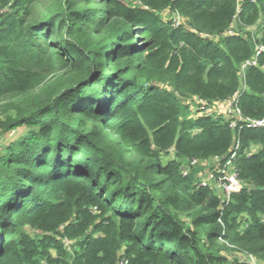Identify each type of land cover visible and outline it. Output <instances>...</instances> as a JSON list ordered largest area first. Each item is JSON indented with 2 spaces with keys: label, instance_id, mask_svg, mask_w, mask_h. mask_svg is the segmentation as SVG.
Returning a JSON list of instances; mask_svg holds the SVG:
<instances>
[{
  "label": "trees",
  "instance_id": "obj_1",
  "mask_svg": "<svg viewBox=\"0 0 264 264\" xmlns=\"http://www.w3.org/2000/svg\"><path fill=\"white\" fill-rule=\"evenodd\" d=\"M4 114L0 264H264V0H0ZM231 153L228 203L181 172Z\"/></svg>",
  "mask_w": 264,
  "mask_h": 264
},
{
  "label": "rangeland",
  "instance_id": "obj_2",
  "mask_svg": "<svg viewBox=\"0 0 264 264\" xmlns=\"http://www.w3.org/2000/svg\"><path fill=\"white\" fill-rule=\"evenodd\" d=\"M163 19H165L166 21H172V19L179 20L178 17L176 15H171L169 12H165L162 15ZM185 24L184 22L181 21V25ZM230 30H236L237 29V24L234 22L231 27ZM248 32H254L257 31L256 27L254 28H250L247 30ZM246 31H243V33ZM243 33H240L242 35H244ZM189 103V102H187ZM212 106L215 107L217 115H221L224 118L227 119H233L236 118L232 112L230 111V107H229V103L228 101L226 102H222V103H212ZM62 107V106H60ZM65 107V106H64ZM8 115H14L13 112L8 113ZM5 117L4 115H0V120H3ZM29 129L28 128H19L16 129L13 132H9L8 134H6L5 136H1L0 135V151L2 150V148H4V146H6L7 144L11 143L12 141L26 135L28 133ZM251 151H256L259 149L258 146H252ZM173 157V154L171 152L167 153V154H163L161 156V160L163 162H167L169 161V159H171ZM219 164V160L217 159H210V160H206V161H200L195 165H191L189 162H185L183 161L180 165V169L182 173H186L187 177L188 176H193L195 183L197 181H199V179L201 178H205L207 176V174L209 172H213V169H216L217 166ZM216 175L214 176V178L208 179L209 181V186L211 188V191L213 192V195H215L216 197H218L221 201H223L224 199V193H223V189L221 187V184H219L216 180ZM227 183V180L225 181ZM235 188H237V185H235ZM69 246V245H68ZM223 255L230 258V259H238L242 262H245L247 264H263L261 262H259L256 259H252V258H247L248 256L239 253L237 251V249L234 248H227L226 250L223 251Z\"/></svg>",
  "mask_w": 264,
  "mask_h": 264
},
{
  "label": "built area",
  "instance_id": "obj_3",
  "mask_svg": "<svg viewBox=\"0 0 264 264\" xmlns=\"http://www.w3.org/2000/svg\"><path fill=\"white\" fill-rule=\"evenodd\" d=\"M252 1H254V0H252ZM176 16L178 17L179 20L175 21L174 19H172V23H173V25L177 26V25L181 24L182 18L179 17L178 15H176ZM230 29L231 28H229L227 31L232 32V30H230ZM206 38L211 39V40H215L217 37L210 36V37H206ZM257 50H259V53H260L261 51H263V48L258 47ZM255 64H256L255 60H251V61H247V62L243 63L240 66L239 79L240 80L244 79V71L246 70V66H248V65L251 66V65H255ZM234 97L235 96H233L232 98H230L227 101L229 103L230 111L232 112V114L236 118H238L239 117V111L237 109V105L235 103ZM188 102H189L188 104H190V106L193 105V106L200 107V109L204 113H212V114L217 115L215 107L212 106L211 104L207 103L204 100L193 98L192 100H190ZM223 102H226V101H223ZM214 103H222V102H214ZM254 125L264 128V118L261 121L255 122ZM214 159H217V158H214ZM217 160H219V159H217ZM234 160H235V154L231 153L229 158L226 159V162L222 168H219V164H218V169H219L218 171L210 172L209 174H207V176L205 178H201V179H199V181L196 182L197 188L210 187L208 179L214 178V176L216 175V177H217L216 180L219 184H221V187L223 189V193H224L223 201L225 203H228L230 198H231V194L236 192V191H239L243 188L242 183L238 180V175H237L236 170L234 168ZM198 162H200V161L192 160L189 163L191 165H195ZM183 175L186 176L187 174L183 173ZM226 180H227V183L225 182ZM235 185H237V188H235ZM65 244H66V246H68L70 244V242H65ZM120 264H126V262L121 261Z\"/></svg>",
  "mask_w": 264,
  "mask_h": 264
},
{
  "label": "bare ground",
  "instance_id": "obj_4",
  "mask_svg": "<svg viewBox=\"0 0 264 264\" xmlns=\"http://www.w3.org/2000/svg\"><path fill=\"white\" fill-rule=\"evenodd\" d=\"M227 34H228V35H229V34L232 35V32H228V31H227Z\"/></svg>",
  "mask_w": 264,
  "mask_h": 264
},
{
  "label": "crops",
  "instance_id": "obj_5",
  "mask_svg": "<svg viewBox=\"0 0 264 264\" xmlns=\"http://www.w3.org/2000/svg\"><path fill=\"white\" fill-rule=\"evenodd\" d=\"M171 15H173V14H171ZM243 186V185H242Z\"/></svg>",
  "mask_w": 264,
  "mask_h": 264
}]
</instances>
